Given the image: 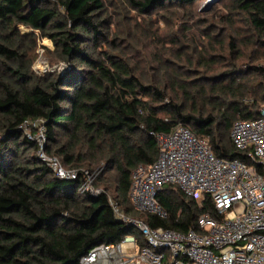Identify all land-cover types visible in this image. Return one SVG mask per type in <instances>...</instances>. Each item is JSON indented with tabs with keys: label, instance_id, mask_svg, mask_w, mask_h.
Returning <instances> with one entry per match:
<instances>
[{
	"label": "trees",
	"instance_id": "trees-1",
	"mask_svg": "<svg viewBox=\"0 0 264 264\" xmlns=\"http://www.w3.org/2000/svg\"><path fill=\"white\" fill-rule=\"evenodd\" d=\"M199 1L124 0L148 20L139 40L138 22L125 13L113 22L104 0H0V264H79L133 232L145 246L110 200L129 219L180 233L213 214L208 198L198 204L174 186L157 197L165 219L130 198L133 172L158 158L156 136L178 125L215 157L247 162L231 131L264 105V0H218L204 13ZM38 37L68 72H34ZM29 120L43 121L45 154L77 180L40 160L22 129ZM87 174L100 195L78 192Z\"/></svg>",
	"mask_w": 264,
	"mask_h": 264
},
{
	"label": "built area",
	"instance_id": "built-area-1",
	"mask_svg": "<svg viewBox=\"0 0 264 264\" xmlns=\"http://www.w3.org/2000/svg\"><path fill=\"white\" fill-rule=\"evenodd\" d=\"M22 129L28 139L38 142L40 160L58 178L77 180V172L45 154L42 120L26 121ZM156 140L155 163L133 172L130 198L134 208L167 218L157 197L165 186H174L198 204L208 198L213 214L200 215L197 230L180 233L129 219L110 200L117 219L133 227L146 245L141 246L137 236L126 235L119 242L93 247L79 264H264V105L257 119L238 121L231 131L233 145L246 155L247 162L215 157L207 140L181 125L169 134L157 135ZM95 178L87 174L78 192L100 195L101 190L93 185Z\"/></svg>",
	"mask_w": 264,
	"mask_h": 264
},
{
	"label": "rangeland",
	"instance_id": "rangeland-1",
	"mask_svg": "<svg viewBox=\"0 0 264 264\" xmlns=\"http://www.w3.org/2000/svg\"><path fill=\"white\" fill-rule=\"evenodd\" d=\"M106 7H107V12L109 15L112 16V20L113 22H117V18L118 15H116V13H125L128 14V16L130 17V20L127 19V21L125 22L126 24L130 25V23L132 22V24L134 25L133 21L138 22V30H137V35L135 36L133 34V38L139 39V37L142 38V34L141 32L147 28L148 26V20L141 18L139 16H137V14L133 11H131L129 9V7L126 5V3H124V0H104ZM216 1L218 0H200L199 1V13H204L205 11L208 10L209 7H211ZM163 14V13H161ZM177 14H182L181 12H177ZM170 18H174L172 20V22H175L177 17L175 16H169ZM161 17L160 15L157 16L156 20H160ZM156 22V21H154ZM154 24V23H153ZM150 29H151V23H150ZM159 27L161 29V31L165 32V28H164V24L160 21L159 23ZM119 29L122 31H127V27L126 25L124 26H119ZM21 32L23 33H29V30L20 27ZM167 33V31L165 32V34ZM140 40V39H139ZM137 42H140L137 40ZM141 43V42H140ZM51 51H53V46L51 44V42L48 39H42V38H37V45L35 48V51L33 52V58H34V64H33V70L34 72L41 76L44 77L49 73H54L56 71H59L62 74H65L66 72H68L71 68L63 63L58 61L54 56L51 55ZM29 132H31V134L33 133L34 135L37 136V133L34 131V129H30L27 128ZM36 138V137H35ZM46 147V142L44 143V149ZM47 155V154H46ZM48 156V155H47ZM136 233V232H135ZM135 233H131L129 235L135 236Z\"/></svg>",
	"mask_w": 264,
	"mask_h": 264
}]
</instances>
